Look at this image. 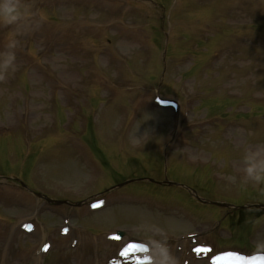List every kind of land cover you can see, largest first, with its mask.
Returning a JSON list of instances; mask_svg holds the SVG:
<instances>
[{"label": "rangeland", "instance_id": "obj_1", "mask_svg": "<svg viewBox=\"0 0 264 264\" xmlns=\"http://www.w3.org/2000/svg\"><path fill=\"white\" fill-rule=\"evenodd\" d=\"M22 3L0 24V264H145L142 225L179 264L264 253V209L234 208L264 205L241 179L264 149V0Z\"/></svg>", "mask_w": 264, "mask_h": 264}, {"label": "clouds", "instance_id": "obj_2", "mask_svg": "<svg viewBox=\"0 0 264 264\" xmlns=\"http://www.w3.org/2000/svg\"><path fill=\"white\" fill-rule=\"evenodd\" d=\"M31 12L29 5L22 3V0H0V24L10 25L26 21L30 18ZM15 46L14 42L8 45L9 51L0 53V79L9 71L15 70V54L11 49ZM243 177L242 184L253 186L264 185V149L257 148L249 150L242 156ZM264 191V188L261 189ZM144 239L141 245L145 264H179L178 257L172 251L157 226L144 227ZM258 249H264V243L257 245Z\"/></svg>", "mask_w": 264, "mask_h": 264}, {"label": "snow or ice", "instance_id": "obj_3", "mask_svg": "<svg viewBox=\"0 0 264 264\" xmlns=\"http://www.w3.org/2000/svg\"><path fill=\"white\" fill-rule=\"evenodd\" d=\"M197 251H203V248H198L196 249ZM230 257L235 260L237 262V264H248V262L246 261V259L242 256L239 255H235V254H230Z\"/></svg>", "mask_w": 264, "mask_h": 264}, {"label": "water", "instance_id": "obj_4", "mask_svg": "<svg viewBox=\"0 0 264 264\" xmlns=\"http://www.w3.org/2000/svg\"><path fill=\"white\" fill-rule=\"evenodd\" d=\"M166 184L170 185L171 183L170 182H165ZM37 196H40L39 194H36ZM47 201H50L49 199L45 198ZM50 202H53V201H50ZM57 203V201H55ZM203 202H206V201H203ZM212 204H219L217 202H211ZM118 235H121V233H119Z\"/></svg>", "mask_w": 264, "mask_h": 264}]
</instances>
